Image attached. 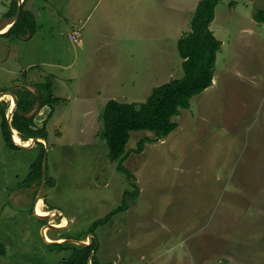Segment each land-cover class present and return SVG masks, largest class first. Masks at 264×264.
Listing matches in <instances>:
<instances>
[{
	"label": "rangeland",
	"instance_id": "1",
	"mask_svg": "<svg viewBox=\"0 0 264 264\" xmlns=\"http://www.w3.org/2000/svg\"><path fill=\"white\" fill-rule=\"evenodd\" d=\"M12 1L0 0V31L14 19ZM15 1L33 12L35 32L0 35V92L49 83L58 100H37L28 114L40 126L50 112L42 146L7 144L0 116V264H58L71 249L47 238L90 235L99 264H264V22L253 19L264 0H219L212 84L164 139L135 152L152 133L131 131L121 161L109 159L101 136L105 104L142 102L183 75L177 41L199 0ZM0 100L9 111L11 97ZM43 151L49 182L38 209L41 179L27 178ZM125 171L137 196L89 232L134 189Z\"/></svg>",
	"mask_w": 264,
	"mask_h": 264
},
{
	"label": "trees",
	"instance_id": "2",
	"mask_svg": "<svg viewBox=\"0 0 264 264\" xmlns=\"http://www.w3.org/2000/svg\"><path fill=\"white\" fill-rule=\"evenodd\" d=\"M219 0H199L190 21V30L184 32L177 41V50L182 59L181 67L183 75L179 78L171 79L151 90V93L142 102H122L110 99L106 102L102 113L103 131L101 136L105 139L108 147V157L111 161H121L130 152L127 150V142L131 131L146 130L152 133L151 136L141 137L137 141V146L133 148L135 152H141L145 143H155L164 139L176 127L177 123L173 118L180 109H187L190 106V99L208 88L212 84L214 76V66L216 54L220 49L221 42L209 28L214 18V8ZM24 1L20 6L18 20L5 33L0 35L26 36L35 32L33 12L25 8ZM17 2L10 3L8 16H14ZM253 18L258 22H264V10H257ZM34 92L24 88L14 92L17 98L16 106L11 118V126L17 131L18 137L22 141L30 138L45 139V122L37 126L34 116H28L39 99L40 108L48 106L58 100L52 97L50 84L41 87L40 84L32 83ZM50 95V98L48 97ZM8 103L0 100V116L3 138L12 147H19L12 141L11 132L7 125ZM46 140V139H45ZM41 146L43 143L36 142ZM44 151L38 160L32 165L27 181L35 177L41 179V161ZM119 170H124L118 165ZM127 179L130 180L133 190L124 191L122 204L116 209L106 214L103 218L93 222L89 229L92 232L97 226L107 224L113 215L128 209L129 201L138 194V187L134 182V175L125 171ZM46 185L49 180L46 178ZM62 238V237H59ZM56 245H66L71 249L69 257L63 259L58 264H99L96 258L97 242L91 237L88 245H77L71 242L55 243ZM94 254L90 258L91 252ZM5 253V248L0 242V255Z\"/></svg>",
	"mask_w": 264,
	"mask_h": 264
},
{
	"label": "water",
	"instance_id": "3",
	"mask_svg": "<svg viewBox=\"0 0 264 264\" xmlns=\"http://www.w3.org/2000/svg\"><path fill=\"white\" fill-rule=\"evenodd\" d=\"M20 6H21V3H18L17 5V8H16V12H15V16H14V19L13 21L11 22L10 26L7 28V30L17 22L18 20V17H19V13H20ZM5 30V31H7ZM5 31L1 32L0 31V34L4 33ZM10 96L11 97V104L12 106L10 107V110L8 111V114H7V125H8V128L11 132V137H12V141L14 142L13 140V132L16 131L15 129L12 128L11 126V118H12V114H13V110L16 106V102H17V98H16V95L10 91H3V92H0V99H2L3 96ZM39 101V99H38ZM38 108H40V103L38 102ZM23 142H26V144H17L15 143L16 145L20 146V147H27V146H31L32 144H34L35 142H41V143H45V139L43 138H38V137H35V138H30L29 140L27 141H23ZM46 151H47V147H46ZM45 162H46V154H44L43 158H42V163H41V182H40V189L37 193V196H36V200L38 198H41V193H42V189L44 187V184H45V181H46V174H45ZM42 216H46V215H42ZM68 221V220H67ZM69 223V222H68ZM47 228H64L65 226H54V225H47L45 226ZM42 233H43V236H45L44 232H43V229H42ZM46 240V239H45ZM89 242L88 243H85L83 241H72V240H67V241H71V242H74V243H78V244H81V245H88L91 241V235L89 236L88 238ZM65 241V240H63ZM46 242L48 243H61L59 241H47ZM94 254V251L91 252L90 254V258L91 256ZM89 264H90V260H89Z\"/></svg>",
	"mask_w": 264,
	"mask_h": 264
},
{
	"label": "bare ground",
	"instance_id": "4",
	"mask_svg": "<svg viewBox=\"0 0 264 264\" xmlns=\"http://www.w3.org/2000/svg\"><path fill=\"white\" fill-rule=\"evenodd\" d=\"M9 26H10V25H9ZM11 106H12V104H11ZM15 132H16V131L13 132V140H14L16 143H20L21 140H20V138L15 134ZM36 201H37V200H36ZM36 206H37L38 209L42 206V201H41L40 199L36 202ZM64 221H66V220L64 219ZM48 240H51V239L48 238Z\"/></svg>",
	"mask_w": 264,
	"mask_h": 264
},
{
	"label": "crops",
	"instance_id": "5",
	"mask_svg": "<svg viewBox=\"0 0 264 264\" xmlns=\"http://www.w3.org/2000/svg\"><path fill=\"white\" fill-rule=\"evenodd\" d=\"M254 19V18H253ZM8 20V19H7ZM5 20V22L3 23V25H2V27H1V29L2 28H4V27H7L9 24H11L10 23V21L8 20ZM255 20V19H254ZM1 32H3V31H1ZM46 232V231H45ZM45 237L47 238L48 236H47V234L45 233ZM48 239V238H47ZM51 241V240H50Z\"/></svg>",
	"mask_w": 264,
	"mask_h": 264
},
{
	"label": "built area",
	"instance_id": "6",
	"mask_svg": "<svg viewBox=\"0 0 264 264\" xmlns=\"http://www.w3.org/2000/svg\"><path fill=\"white\" fill-rule=\"evenodd\" d=\"M80 37V32L79 31H75L73 34H72V38L74 40H78V38Z\"/></svg>",
	"mask_w": 264,
	"mask_h": 264
}]
</instances>
